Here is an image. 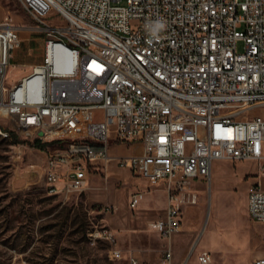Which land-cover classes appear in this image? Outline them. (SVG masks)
I'll return each mask as SVG.
<instances>
[{"label": "built area", "instance_id": "1", "mask_svg": "<svg viewBox=\"0 0 264 264\" xmlns=\"http://www.w3.org/2000/svg\"><path fill=\"white\" fill-rule=\"evenodd\" d=\"M20 1L44 33V60L6 85L22 37L0 11V136L47 143L41 177L64 198L91 188L94 170L114 160L164 183L165 214L148 228L167 241L171 264L185 196L198 199L194 179H211L216 160H250L264 172V113H251L264 109V0ZM136 144L140 152H112ZM145 194L132 191L129 208ZM247 210L264 223L261 179L248 186ZM198 258L213 264L207 250ZM129 263L140 264L134 255Z\"/></svg>", "mask_w": 264, "mask_h": 264}, {"label": "rangeland", "instance_id": "2", "mask_svg": "<svg viewBox=\"0 0 264 264\" xmlns=\"http://www.w3.org/2000/svg\"><path fill=\"white\" fill-rule=\"evenodd\" d=\"M0 11L2 19L21 26L22 42L6 74L10 86L43 62L44 33L20 0H0ZM52 16L61 18L56 11ZM243 45L238 42L240 50ZM15 134L20 142L0 136V264H130L132 255L140 264H166L167 241L148 228L150 209L166 203L162 182L151 184L146 175L114 160L94 170L91 188L64 198L50 192L41 177L44 149ZM134 150L138 146L112 148L119 154ZM257 179L264 186V172L258 174L250 160H216L211 179H194L191 190L198 199L190 203L185 196L182 226L171 238V264H201L204 250L213 264H251L264 255V223L253 220L246 206L248 186ZM137 189L146 194L132 210L129 198ZM105 229L115 240L101 234ZM114 246L122 249V258L109 256Z\"/></svg>", "mask_w": 264, "mask_h": 264}, {"label": "crops", "instance_id": "3", "mask_svg": "<svg viewBox=\"0 0 264 264\" xmlns=\"http://www.w3.org/2000/svg\"><path fill=\"white\" fill-rule=\"evenodd\" d=\"M134 146H138V148H139V151H137V152H140L141 151V147H140V145L139 144H136V145H134ZM133 146V147H134ZM135 151V150H134ZM244 161V160H243ZM258 180V179H257ZM192 183H195V181H193ZM164 184V183H163ZM164 190H165V192H166V189H165V187H162ZM164 200H165V202L167 203V192H166V194H165V198H164ZM166 203H164V206H162V208L161 209H158V210H152V209H150V212H149V216H148V218H150L149 220H148V222L150 221V220H152V219H156V218H159V217H162V216H164V214H165V210H166ZM246 206H247V196H246ZM150 207H152V206H150ZM153 211H155V212H153ZM248 211V210H247ZM182 222H183V217H182Z\"/></svg>", "mask_w": 264, "mask_h": 264}, {"label": "trees", "instance_id": "4", "mask_svg": "<svg viewBox=\"0 0 264 264\" xmlns=\"http://www.w3.org/2000/svg\"><path fill=\"white\" fill-rule=\"evenodd\" d=\"M10 139L12 140V142H17V141H19V140L17 139V135L15 134V132H12V135H11ZM19 142H20V141H19ZM21 142H23V141H21ZM28 142H29L31 145H34V146L39 147V148H41V149H44L45 146H46V144H47V143H41L38 139H34V140H32V141H28Z\"/></svg>", "mask_w": 264, "mask_h": 264}, {"label": "bare ground", "instance_id": "5", "mask_svg": "<svg viewBox=\"0 0 264 264\" xmlns=\"http://www.w3.org/2000/svg\"><path fill=\"white\" fill-rule=\"evenodd\" d=\"M59 63H60V58L57 57V58L55 59V65H56V67H59Z\"/></svg>", "mask_w": 264, "mask_h": 264}, {"label": "clouds", "instance_id": "6", "mask_svg": "<svg viewBox=\"0 0 264 264\" xmlns=\"http://www.w3.org/2000/svg\"><path fill=\"white\" fill-rule=\"evenodd\" d=\"M161 27H162V25H161Z\"/></svg>", "mask_w": 264, "mask_h": 264}]
</instances>
